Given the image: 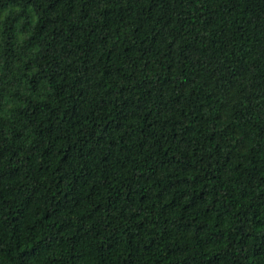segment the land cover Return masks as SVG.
<instances>
[{
  "label": "trees",
  "instance_id": "obj_1",
  "mask_svg": "<svg viewBox=\"0 0 264 264\" xmlns=\"http://www.w3.org/2000/svg\"><path fill=\"white\" fill-rule=\"evenodd\" d=\"M0 21V264H264V0Z\"/></svg>",
  "mask_w": 264,
  "mask_h": 264
},
{
  "label": "rangeland",
  "instance_id": "obj_2",
  "mask_svg": "<svg viewBox=\"0 0 264 264\" xmlns=\"http://www.w3.org/2000/svg\"><path fill=\"white\" fill-rule=\"evenodd\" d=\"M0 23H1V21H0ZM0 72H2V70H0ZM10 101V100H9ZM6 105H8L7 103H5Z\"/></svg>",
  "mask_w": 264,
  "mask_h": 264
}]
</instances>
